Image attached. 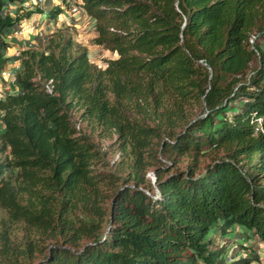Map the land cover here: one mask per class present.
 I'll use <instances>...</instances> for the list:
<instances>
[{
	"label": "trees",
	"instance_id": "1",
	"mask_svg": "<svg viewBox=\"0 0 264 264\" xmlns=\"http://www.w3.org/2000/svg\"><path fill=\"white\" fill-rule=\"evenodd\" d=\"M25 2L0 0V81L18 64L0 92V264H264L208 236L264 243V0H75L115 52L102 67L61 28L7 54L42 12ZM77 120L115 135L113 168Z\"/></svg>",
	"mask_w": 264,
	"mask_h": 264
},
{
	"label": "rangeland",
	"instance_id": "2",
	"mask_svg": "<svg viewBox=\"0 0 264 264\" xmlns=\"http://www.w3.org/2000/svg\"><path fill=\"white\" fill-rule=\"evenodd\" d=\"M28 0H26L27 2ZM51 0H45L43 3H41L40 6H44L45 11L47 12L48 10H50L51 7H53V5L50 4ZM29 5H32L31 2H27V4L24 3L23 8L20 9L19 11H23L25 12V10L29 7ZM21 11V12H22ZM22 12V13H23ZM48 16L47 14L44 16V21L46 20V23H48L47 20ZM72 21V20H71ZM69 20V23L65 24V26H63L61 23L58 24L59 26H57V28H61L63 33H67V34H71L75 40V42L83 45L86 49H87V55L89 57V59L95 63L97 66H104L105 64V59L107 58H111L115 56V52L109 51L108 49L104 48L101 45H96L93 44L91 42V37H92V33L91 32V28L89 26H78V29L74 30L75 27L73 26V21L71 22ZM83 21V19H82ZM45 23V24H46ZM43 24V22H42ZM72 24V25H71ZM76 24V23H74ZM82 24V23H81ZM40 22H38L34 28L38 27V30L36 31H40L43 36V34H47V30L44 27H40ZM56 27H53V29ZM27 29V28H26ZM93 30V29H92ZM18 31V30H17ZM35 30H33V34L36 33ZM52 31V30H51ZM13 36L14 33L10 32L9 36ZM10 42H13L10 40ZM260 45L262 47V49L264 50V42H260ZM256 61L253 62L252 65H255ZM72 116L76 117L78 116V111H72ZM78 124V127L80 129V131L86 133L90 140H92L93 142H95L101 150L105 151V160L108 162V166L109 167H114L115 163L119 160L120 155H119V150L116 148V145L112 144L113 139L115 138V135L112 134L110 136H100L96 129H91L90 126L85 122V121H78L76 122ZM189 156L187 154L181 155L179 156V161L176 162L175 166L178 168H183L186 161L188 160ZM210 160V155H203L200 157V167L198 168L197 172L199 170H202L204 164H206L208 161ZM152 176L153 172L151 170H149L147 172V177L152 181ZM155 190V189H154ZM6 217L5 215V211L3 209L0 208V220L4 219ZM3 229V224L0 221V230ZM10 231L8 232L9 234V239L12 240L13 244L15 246H19L20 243V239L21 236L24 234L23 231H25V229L22 230L21 224L15 223L13 225H11V227L9 228ZM248 233V232H247ZM249 234V233H248ZM209 238L212 241V244L210 246H218V245H225V255L230 256V255H237L240 253H243L244 250L241 247L244 246V244L242 243H247V244H252L253 246L255 245V248L259 251V254H262L261 249H264V245L262 244H253L254 242H252L253 239H251V236L248 238H245L246 235L243 233V231L240 228H236L235 226L232 228H229V230L226 233H222L218 227H213L210 229L209 233H208ZM245 240V241H243ZM50 239H47L45 241H43V243L45 242H50ZM252 242V243H251ZM243 245V246H242Z\"/></svg>",
	"mask_w": 264,
	"mask_h": 264
},
{
	"label": "crops",
	"instance_id": "3",
	"mask_svg": "<svg viewBox=\"0 0 264 264\" xmlns=\"http://www.w3.org/2000/svg\"><path fill=\"white\" fill-rule=\"evenodd\" d=\"M35 0H28L27 2H31L34 3ZM75 0H51L50 4L53 6H59L62 7V10L66 9V13L65 15H62L61 13H59L58 15H56L54 18H50L48 17V23H46V20L44 21V16L46 15V11L44 6H40L42 12H35V13H31L28 17H24L20 20V24H19V28L17 29L18 31L16 33H14L13 40L16 41L15 43H13L10 47H8L7 49V54L9 55H15V50L21 45V43H23L25 40H35L33 38V30H38L37 28H34V26L40 22L39 28L40 27H44L47 30V32H50L51 30H53V27L59 26L58 24H62L63 26H65V24L69 23V20L73 23V26L75 27L74 30L78 29V26H89L91 28V32L93 34V27H92V19L86 15L82 10L77 9L76 11L72 12L69 10V6L73 4ZM27 2H25V4H27ZM18 3H11L9 4V8L13 11H15V9L17 8L18 11ZM29 7H33V5H29ZM20 13V11H18ZM83 19V21H82ZM43 22V24H42ZM46 23V24H45ZM76 23V24H74ZM82 23V24H81ZM72 25V24H71ZM27 28V29H26ZM12 64L10 65L11 70L14 67H17V61L13 60L11 61ZM13 87L12 86V79L11 78H7L5 77V81L1 82L0 81V92L1 91H5L7 88ZM242 229V228H241ZM243 231V229H242ZM248 232V231H247ZM249 233V232H248ZM261 244V243H260ZM264 245V243L262 244ZM261 251L264 253V249H261ZM259 252V251H258Z\"/></svg>",
	"mask_w": 264,
	"mask_h": 264
},
{
	"label": "built area",
	"instance_id": "4",
	"mask_svg": "<svg viewBox=\"0 0 264 264\" xmlns=\"http://www.w3.org/2000/svg\"><path fill=\"white\" fill-rule=\"evenodd\" d=\"M35 1L37 2V4H41V3H43L45 0H35ZM77 9H79V7H78L77 4H74V3H73L72 5L69 6V10L72 11V12L76 11ZM64 12L66 13V9H65V10H62L61 14H62V15H65ZM14 32H15V31H14ZM35 34L38 35V36H40V35H41V32H40V31H36ZM249 42H250V43L253 42V36L249 38ZM29 44H30L29 42H27V43H24V42L21 43V45L15 50V54H17L19 50L25 48V47L28 46ZM11 73H12V71H11V69H10L9 67H6V68H4V69L1 70V74L5 75V76H7V77L11 76ZM256 121H257V123H256V125L254 126V129H255V130L259 129V123H260V121H261V118H260V117H257V118H256ZM75 126L77 127L78 124H75ZM156 190H157V189L155 188V191H156Z\"/></svg>",
	"mask_w": 264,
	"mask_h": 264
},
{
	"label": "clouds",
	"instance_id": "5",
	"mask_svg": "<svg viewBox=\"0 0 264 264\" xmlns=\"http://www.w3.org/2000/svg\"><path fill=\"white\" fill-rule=\"evenodd\" d=\"M73 3H74V2H73ZM74 4H75V3H74ZM38 5H41V4H38ZM61 12H62V11H61ZM61 12H60V13H61ZM14 31H15V32H14ZM16 32H17V30H13V31H12V33H16ZM34 34H35V33H34ZM41 34H42V33H41ZM35 35H36V34H35ZM27 42L31 43V41H29V40H25V41H24V43H27ZM8 67L10 68V66H8ZM11 68H12V67H11ZM11 68H10V69H11ZM11 71H12V70H11Z\"/></svg>",
	"mask_w": 264,
	"mask_h": 264
},
{
	"label": "water",
	"instance_id": "6",
	"mask_svg": "<svg viewBox=\"0 0 264 264\" xmlns=\"http://www.w3.org/2000/svg\"><path fill=\"white\" fill-rule=\"evenodd\" d=\"M152 180H154V176H152Z\"/></svg>",
	"mask_w": 264,
	"mask_h": 264
}]
</instances>
